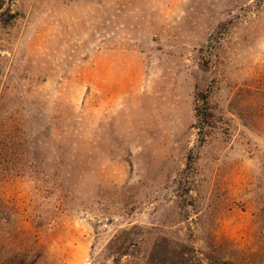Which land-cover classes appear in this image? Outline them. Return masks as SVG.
<instances>
[{
    "label": "rangeland",
    "instance_id": "rangeland-1",
    "mask_svg": "<svg viewBox=\"0 0 264 264\" xmlns=\"http://www.w3.org/2000/svg\"><path fill=\"white\" fill-rule=\"evenodd\" d=\"M0 264H264V0H0Z\"/></svg>",
    "mask_w": 264,
    "mask_h": 264
},
{
    "label": "trees",
    "instance_id": "trees-1",
    "mask_svg": "<svg viewBox=\"0 0 264 264\" xmlns=\"http://www.w3.org/2000/svg\"><path fill=\"white\" fill-rule=\"evenodd\" d=\"M201 100H203L204 104H205V107H204V110L203 109H200L199 107L197 108L198 110V114L200 115H206L207 113V109H209L208 107V101H209V97L206 95V94H201Z\"/></svg>",
    "mask_w": 264,
    "mask_h": 264
}]
</instances>
